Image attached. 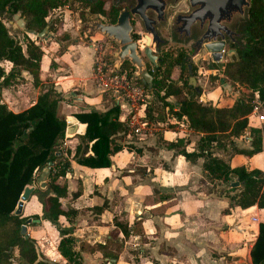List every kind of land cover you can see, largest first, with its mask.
<instances>
[{
	"label": "trees",
	"instance_id": "trees-1",
	"mask_svg": "<svg viewBox=\"0 0 264 264\" xmlns=\"http://www.w3.org/2000/svg\"><path fill=\"white\" fill-rule=\"evenodd\" d=\"M72 1L0 0V89L10 87L22 78L23 72L29 75L33 87H41L34 102L18 112L8 110L0 102V264H12L14 261L19 264H57L38 252L34 238L20 234L21 225L28 219H37L38 215L57 231L56 249L66 262L81 264L74 250L75 238L62 226L64 221L70 223L77 214L71 202L81 194V185L77 180L74 188L68 192L65 174L70 161L62 157V151L57 149L65 132V119L57 111L61 94L53 86L40 85L43 55L40 44L25 33L22 41L17 40L4 25V20L17 13L28 29L40 32L47 26V31L54 35L57 49L63 53L71 42H68L69 37L65 32L56 35L61 20L52 19V13L70 2L72 4ZM77 2L80 4L78 20L84 23L97 18L103 22H113L119 10L110 0ZM239 32L242 33L241 40L230 46L235 49V57L227 60L220 70L224 82L244 87L243 97L232 99L226 92V98L231 103L213 105L199 86L196 85L197 90L187 86L186 49H161L156 66L147 64L152 76V88L148 90L151 99L142 111V118L148 120L147 112L152 105L153 110L160 113L162 110L167 119L185 121L200 136L196 151L182 149L178 153L190 162L197 157L203 159L205 178L208 181L218 180L225 185L227 191H224V195L229 206L244 209L255 205L258 209H264V181L260 170L247 169L243 165L231 167L213 152L214 149L229 146L233 153L250 157L261 151L264 140V119L254 123L247 118L254 98L260 102V111L264 116V0H250L246 19ZM113 60L111 55H105V62L110 64L111 71L126 69L129 74L133 73L127 61L115 69ZM5 61L10 63L7 70L1 66ZM174 71L176 74L172 77ZM193 72L195 66L192 64L191 75ZM135 81L141 83L137 78ZM169 96H181L176 110H172L171 104L166 101ZM120 112L119 105L111 102L104 111L88 110L72 114L84 124L71 155L77 165L90 169L109 167L110 155L118 149L114 136L126 133L124 124L118 120ZM244 131L248 134V144L238 147L234 140ZM88 149L91 154L85 155ZM65 153L70 155V150L67 149ZM47 162H50L51 168L44 191L37 194L39 205L31 203L33 194L30 193L20 213L15 214L21 192L30 187L35 173ZM59 177L63 179L59 181ZM234 182L236 184L232 185ZM102 208L101 205L90 209L99 214ZM112 222L125 233L123 224L116 216ZM249 256L251 264H264V222L257 225Z\"/></svg>",
	"mask_w": 264,
	"mask_h": 264
},
{
	"label": "crops",
	"instance_id": "crops-1",
	"mask_svg": "<svg viewBox=\"0 0 264 264\" xmlns=\"http://www.w3.org/2000/svg\"><path fill=\"white\" fill-rule=\"evenodd\" d=\"M39 44L45 51L43 42ZM84 57L88 66L86 77L79 73L78 67ZM91 57L88 43L84 45L72 40L65 51L56 56L57 73L52 78L53 89L61 94L57 111L65 119L67 132L63 138L66 137L69 144L74 143L67 146L70 155L64 154L70 161L65 174L68 192L77 180L81 185V194L71 202L77 214L70 223L64 221L62 226L74 236V250L81 264H106V260L109 264H251L249 250L258 223L264 222V209L255 205L244 209L229 206L224 195L225 185L205 178L203 159L197 157L190 162L178 153L182 149L196 151L200 136L185 121L167 119L162 110L161 113L153 110L151 105L152 110L147 112L151 133L143 138L126 133L114 136L118 149L110 155L109 167L90 169L74 162L71 155L84 124L72 114L104 111L112 102L100 95L92 82ZM62 59H69L65 73L58 72L62 69L58 61ZM43 68L45 63L40 62V71ZM173 73L172 77H175L176 71ZM194 78L213 105L231 103L221 85L205 88V79L198 75ZM40 81V85L44 84L41 77ZM32 89L33 95L28 96V103L19 110L14 107L23 105L26 97L14 96L12 102L7 99L6 102L0 99V102L6 103L8 110L18 112L34 102L39 87ZM71 92L75 97L70 95ZM229 96L234 99L230 93ZM180 97L166 98L172 110H176ZM120 108L119 116L124 112V108ZM68 129L72 132L68 133ZM234 141L238 147L246 146L240 139ZM213 152L231 167L243 165L247 169L260 170L264 166V140L261 151L250 157L233 153L229 146ZM88 154H91L89 149L85 155ZM101 205L99 214L90 209ZM115 216L123 224L125 233L113 224ZM38 217L35 223L42 229L41 234L32 237L38 252L50 262L68 264L56 249L58 233L54 226L40 215ZM251 217L255 221H251Z\"/></svg>",
	"mask_w": 264,
	"mask_h": 264
},
{
	"label": "water",
	"instance_id": "water-1",
	"mask_svg": "<svg viewBox=\"0 0 264 264\" xmlns=\"http://www.w3.org/2000/svg\"><path fill=\"white\" fill-rule=\"evenodd\" d=\"M112 1L117 4L121 0ZM182 4L183 8H179ZM249 7L250 0H129L117 11L113 22H103L97 18L85 22V26L91 34H98L114 44L111 52L114 59L112 66L118 69L123 61H127L133 68V75L148 90L152 88V76L147 64L156 66L158 60L156 53L166 42L159 29H165L175 42L183 46L187 44L189 53L184 60L189 74L187 86L197 90L195 78L191 75V65L196 66V73H200L203 68L212 76L214 73L211 63L219 61V51L222 48L225 47L226 58L235 57V49L226 47V41L236 42L233 36L239 35ZM168 10L171 11L170 14ZM238 18L242 22L235 27L233 23ZM132 20L143 32L144 41L141 50L132 37ZM4 25L16 28L30 35L34 40L45 38L47 30V26H44L40 32L26 28L25 22L17 13L12 14ZM220 85L232 97H238L237 91H232L229 84ZM70 95L75 97L73 92ZM50 168V162H47L35 177V182L41 190L47 185ZM31 191L30 187L23 189L14 210L15 214L20 213L22 203ZM26 221L28 222L29 219ZM20 234L27 236L23 225L20 227Z\"/></svg>",
	"mask_w": 264,
	"mask_h": 264
},
{
	"label": "rangeland",
	"instance_id": "rangeland-1",
	"mask_svg": "<svg viewBox=\"0 0 264 264\" xmlns=\"http://www.w3.org/2000/svg\"><path fill=\"white\" fill-rule=\"evenodd\" d=\"M79 7L80 4L77 2V0H73L72 4L70 2V4H68L67 6H63L59 9L54 10V12L52 13V19L57 18L60 19V23L57 25V29H56V35L60 34L62 32H65L68 37L69 40L68 42H72V40H75L79 43H82L84 45H86L87 43H89L92 39L97 40L98 38H101L100 35L98 34H91L89 29L86 28L85 23L78 20V15H79ZM10 19V16L8 17V19L4 20V23H6L7 20ZM9 30V34L12 35L13 37H15L17 40L22 41L23 40V33L22 31L16 29V28H11L10 26L7 27ZM134 32H136L134 34V40L137 42L139 49L141 50L143 47V32L140 29V27L138 25H135L133 27ZM159 32L161 33V35L166 39V42L163 46H161L159 52L156 53V55H159L161 52V49H178L180 47H184L186 49V52L189 53V49L187 44L183 46V44H180L178 42H175L172 38V36L163 28L159 29ZM28 37L32 40H34L30 35H28ZM54 35L50 34L47 30H46V35L45 38H41L38 40H34L38 43L43 42V46H44V50L43 51V59H42V64L45 63V68L41 69L40 71V77L41 80L44 81V84H42V86H52V78L54 77V74L57 73V64L54 63V60H58L56 59V56L60 54V50L57 49L56 44L52 41ZM66 43V42H65ZM64 44V43H62ZM113 44V43H112ZM225 58L224 62H220L217 63L216 65H214L212 67L213 69V73L214 75H209L208 71H206L204 69V71L200 73H196L193 72V76H199L202 77L203 79H205L206 83L205 88L207 87H212L213 85L217 84L220 85L221 83H227L228 82H224L223 77L221 75V70L220 67L229 59H233L234 56H231V58ZM63 61H58L62 67V69H60V73H65V70H67V64L69 63V59H62ZM49 64V66H48ZM79 66V73L83 76L86 77L88 75V66H87V60L86 58H82L78 64ZM1 66L4 68V70H7L9 64L5 63H1ZM203 69V68H202ZM28 81V82H27ZM30 77L28 74L26 73H22V78H20L18 81H15V83H13L10 87L4 88V89H0V99L2 102H12V97L14 96H21L20 99L25 98L26 97V101H24V104L21 105L20 107H14L13 105L10 107H14L15 109L19 110L22 108V106L25 105V103H28V96L33 95L32 92V88L33 87L30 83ZM51 83V84H50ZM229 86L231 87L232 91H236L238 90V97L240 96H244V93L242 90L240 91L238 86H233L231 84H229ZM41 87H39L38 90H40ZM225 92V90H223ZM100 95L105 96L106 94H103L101 92H99ZM10 97V98H9ZM15 101V100H14ZM6 104V103H5ZM8 105V104H7ZM14 109V110H15ZM59 114V112H58ZM61 115V114H59ZM62 116V115H61ZM254 123H256L254 121ZM67 128H65L66 130ZM71 129H68V133H71ZM65 136V135H64ZM77 142H78V137H77ZM74 143L69 144L67 142V138L64 137L61 141V144L59 146V148H57L58 150L62 151V157H65L64 154L66 155L65 151L67 149H69V147L67 146H72ZM70 150V149H69ZM71 151V150H70ZM233 152V150H230ZM39 174V170L35 173L34 178ZM60 181V180H59ZM32 188V198H31V203L32 204H36L39 205L38 202V192H43V190L39 189L35 179L34 181L29 185ZM26 204V200L25 203ZM30 204V203H29ZM39 218V217H38ZM32 219H29V221H25L23 224L25 225V229H26V234L29 237H39L41 234V228L39 226H37V224L35 225H31L30 222H34L31 221ZM35 223V222H34ZM15 254V251L13 252ZM12 264H19L17 261H14Z\"/></svg>",
	"mask_w": 264,
	"mask_h": 264
},
{
	"label": "built area",
	"instance_id": "built-area-1",
	"mask_svg": "<svg viewBox=\"0 0 264 264\" xmlns=\"http://www.w3.org/2000/svg\"><path fill=\"white\" fill-rule=\"evenodd\" d=\"M88 44L92 51L90 71L95 88L101 93H105L112 100L113 104L124 108V112L118 117V120L124 124L127 135L137 138L147 136L151 133L152 129L149 122L142 118V111L151 99L148 89L143 84L137 83L135 81L136 77L133 73L129 74L128 70H110L111 66L105 62V55H111L114 49V44L111 41L102 38H98L97 40L91 38ZM219 52L224 61L225 47ZM242 91L245 92L244 89ZM247 118L250 122L255 121L256 123H260L264 119L263 113L260 111V102L256 98L252 101L251 110ZM66 132L67 130H65L64 135ZM236 139H240L243 144L247 145V131H244ZM260 173L264 181V166L260 169ZM250 220L255 221V218L251 217ZM22 225L25 229V225ZM105 263L109 264V261L106 260Z\"/></svg>",
	"mask_w": 264,
	"mask_h": 264
},
{
	"label": "flooded vegetation",
	"instance_id": "flooded-vegetation-1",
	"mask_svg": "<svg viewBox=\"0 0 264 264\" xmlns=\"http://www.w3.org/2000/svg\"><path fill=\"white\" fill-rule=\"evenodd\" d=\"M110 1L112 2L113 5L119 7V9H120L121 7H123V6H125V5L129 2V0H121L119 3L116 4L114 1H112V0H110ZM179 8H183V4L180 5ZM170 13H171V11L168 10V14H170ZM241 22H242V20H241L240 18H238L237 20L234 21L233 25H234L235 27H237ZM131 23H132V26H133V27L136 25V22H135L134 20H132ZM135 33H136V32H134V29H133V30H132V37H133V38H134V34H135ZM233 38H235L236 41H240L241 38H242V33L239 32V35H238V36L234 35ZM232 44H234V43H231V42H229V41H226V47H230V46H232ZM224 57H225V56H224ZM224 61H225V60H224ZM224 61H223V57L220 55V57H219V61L212 62L211 65H212V67H213V66L216 65L217 63L224 62ZM193 65H194V64H193ZM194 66H195V65H194Z\"/></svg>",
	"mask_w": 264,
	"mask_h": 264
}]
</instances>
